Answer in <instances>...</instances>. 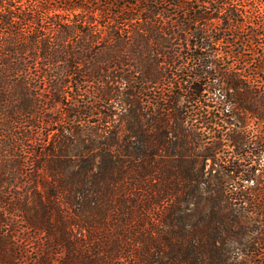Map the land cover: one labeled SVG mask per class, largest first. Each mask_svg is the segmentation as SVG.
Here are the masks:
<instances>
[{
    "label": "trees",
    "instance_id": "trees-1",
    "mask_svg": "<svg viewBox=\"0 0 264 264\" xmlns=\"http://www.w3.org/2000/svg\"><path fill=\"white\" fill-rule=\"evenodd\" d=\"M63 1L0 0V226L36 240L34 264H264V46L254 72L212 46L250 59L249 4L176 0L181 21L137 0L98 22Z\"/></svg>",
    "mask_w": 264,
    "mask_h": 264
},
{
    "label": "rangeland",
    "instance_id": "rangeland-1",
    "mask_svg": "<svg viewBox=\"0 0 264 264\" xmlns=\"http://www.w3.org/2000/svg\"><path fill=\"white\" fill-rule=\"evenodd\" d=\"M56 1V5H61L64 4L63 0H55ZM79 2L80 4H84L88 7L91 8H95L97 9L96 11H94L95 17L99 20H97L98 22H101L104 19V16H107L108 22H112L113 20L116 21H121L119 20V18H125L126 15L124 12H134L132 10V8L137 9L136 6H134V2H140L137 0H73V2ZM151 1H155V0H151ZM162 3V7H165L168 9L169 12H167L165 14V16H169L168 14L173 15L174 13V17L175 18H179V20H183V15L181 14L180 10L176 11L174 10L170 5L171 3H173L176 0H159ZM246 4H249V7L251 8V12H250V17L247 18V20H249L252 24H263L264 26V15H259V12H264V0H244ZM128 10V11H127ZM66 13V12H64ZM121 14V15H120ZM178 14V15H177ZM116 15L119 17L117 18ZM176 15V16H175ZM104 22V21H102ZM248 25L250 26V23H248ZM254 26V25H253ZM102 30L104 31V29L102 28ZM184 33V32H182ZM216 48V50L221 54L222 56V60L220 61L222 63V65H229V66H246L247 65V71L248 72H254L257 67H258V63L260 60V56L258 57V51L257 48H260V46H264V38H259L257 39V41H254L251 43L250 47H246L245 48V52H244V56L245 58H250L248 61H246V63H241L237 58L232 57L230 55H224L225 52H233L235 53V50H237V48L234 45L229 44L228 42L222 41L217 45H212ZM185 51V50H184ZM262 51V49H261ZM244 64V65H243ZM153 92L147 93L148 98H152L153 97ZM151 100V99H150ZM184 103V104H183ZM180 105H183L182 108L183 110H190V109H195L192 105H194V103H187L184 100H180L179 102ZM195 106V105H194ZM186 116V115H185ZM244 118L246 119V123H247V129L248 130H253V131H257V122L254 120V118H250L247 115H244ZM264 128V122L259 126V129ZM209 140V139H208ZM226 152L225 150H222L219 154L223 155V153ZM225 156L223 155L222 159H224ZM6 208V207H5ZM13 221L10 220V222H14V227L12 228H8V226H0V231L1 233H6L10 234V237H15V240H19L20 242L18 243L20 245V247L24 250H21V252H19V250H17V253H14V263L15 264H34L35 258H36V254H35V248L37 246V242L35 239L30 238L29 240H26L27 237V233L25 232V230L23 228H20L19 223L17 221V219L12 218ZM9 220V219H8ZM9 231V232H8ZM18 238V239H16ZM15 240L13 242H15ZM209 242H214V241H220V238H213L208 240ZM258 242L261 244V246L264 249V237L261 238L260 240H258ZM239 249V248H238ZM244 251V254H246V252H249L248 250H242ZM61 255L58 254L59 258ZM251 255H249L250 257ZM240 258V257H238ZM253 260V264H262L263 261H260V259L258 257L256 258H252ZM263 260V259H261Z\"/></svg>",
    "mask_w": 264,
    "mask_h": 264
}]
</instances>
